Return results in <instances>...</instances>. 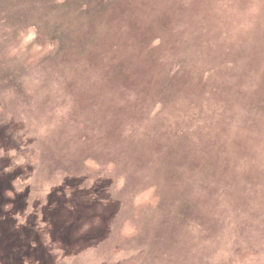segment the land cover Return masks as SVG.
<instances>
[{"label": "rangeland", "instance_id": "obj_1", "mask_svg": "<svg viewBox=\"0 0 264 264\" xmlns=\"http://www.w3.org/2000/svg\"><path fill=\"white\" fill-rule=\"evenodd\" d=\"M3 181L0 264H264V0H0Z\"/></svg>", "mask_w": 264, "mask_h": 264}, {"label": "trees", "instance_id": "obj_2", "mask_svg": "<svg viewBox=\"0 0 264 264\" xmlns=\"http://www.w3.org/2000/svg\"><path fill=\"white\" fill-rule=\"evenodd\" d=\"M3 184H5L4 181L0 183V189L4 190V193L1 194L0 197L5 196V195H8V198L6 197V200H7V203H9L10 205H12L11 201L13 202L14 199L18 200V203H21V202H22V199H20L19 194H15V193L12 191L11 188L3 187ZM79 215H80V214L78 213V217H79ZM75 219H78V220L80 221V223H81L80 226H81V225H85V221L83 220L82 217L75 218ZM28 224H29V223H28ZM29 225H30V224H29ZM100 229H101V228H100ZM97 232H101V231L98 229ZM76 233H77L79 236H81V233H78V229H77ZM81 237H82V236H81ZM32 248H36V249H38V243L33 242V243H31V244L28 245V249H29V250H31ZM48 255H49V254H48ZM48 255H46V256H45L44 258H42V259H34V260L31 261V263H32V264H45V263H43V260H45V259H47V261H48V263H49L51 257L49 258Z\"/></svg>", "mask_w": 264, "mask_h": 264}]
</instances>
